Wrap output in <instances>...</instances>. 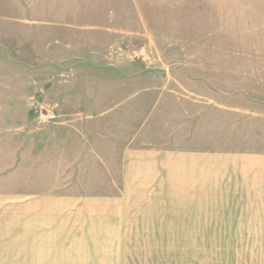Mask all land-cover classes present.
Masks as SVG:
<instances>
[{
	"label": "rangeland",
	"instance_id": "rangeland-1",
	"mask_svg": "<svg viewBox=\"0 0 264 264\" xmlns=\"http://www.w3.org/2000/svg\"><path fill=\"white\" fill-rule=\"evenodd\" d=\"M66 6L48 0L41 12L27 13L40 24L0 35V250L48 246L31 242L34 236L116 233L100 196L85 194L99 190V173L87 174L85 183L80 171L68 184L54 176L50 156L63 143L83 149L85 124L97 113L118 118L126 140L158 124L175 141L185 110L264 108V0H158L140 20L129 17L136 14L132 4H113L123 12L109 19V29L63 18L58 11ZM8 24L6 30L19 26ZM63 184L77 200L67 209L54 203ZM125 233L137 240L121 249L142 264H181L179 225Z\"/></svg>",
	"mask_w": 264,
	"mask_h": 264
},
{
	"label": "crops",
	"instance_id": "crops-1",
	"mask_svg": "<svg viewBox=\"0 0 264 264\" xmlns=\"http://www.w3.org/2000/svg\"><path fill=\"white\" fill-rule=\"evenodd\" d=\"M46 1L0 0V35L23 34L25 26L40 24L27 13L41 12L39 4ZM49 1L67 3L58 11L63 18L106 22L107 29L109 19L116 20L123 12L113 4H132L136 14L129 17L140 20L148 17L145 10L150 4L158 2ZM10 22L19 26L6 30L11 29ZM228 99L234 100V95ZM182 114L175 141L158 124L137 138H130L129 132L126 140L118 118L113 123L103 117L105 112L91 116L92 124L83 130L87 142L83 149L63 143L50 155L56 164L54 176L71 184L82 171L79 179L87 183V174L92 178L98 172L99 190L85 194L100 196L102 211L114 221L109 226H115L116 233L44 240L34 236L31 242L48 246L0 250V264H142L135 252L121 249V243L137 240L125 228L173 225L180 227L181 264H264V108L219 104ZM42 150L39 155L48 156ZM85 188L92 189V181ZM58 189L54 203L67 209L77 202L71 186Z\"/></svg>",
	"mask_w": 264,
	"mask_h": 264
}]
</instances>
